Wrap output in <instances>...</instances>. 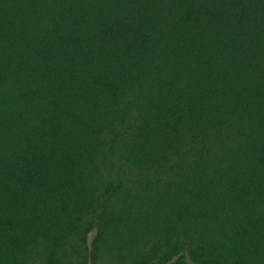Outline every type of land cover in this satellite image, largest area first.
<instances>
[{
	"label": "trees",
	"instance_id": "obj_1",
	"mask_svg": "<svg viewBox=\"0 0 264 264\" xmlns=\"http://www.w3.org/2000/svg\"><path fill=\"white\" fill-rule=\"evenodd\" d=\"M0 264H264V0H0Z\"/></svg>",
	"mask_w": 264,
	"mask_h": 264
},
{
	"label": "rangeland",
	"instance_id": "obj_2",
	"mask_svg": "<svg viewBox=\"0 0 264 264\" xmlns=\"http://www.w3.org/2000/svg\"><path fill=\"white\" fill-rule=\"evenodd\" d=\"M93 236H94V231H91V232L88 234V238H87V242H88V244L91 243Z\"/></svg>",
	"mask_w": 264,
	"mask_h": 264
}]
</instances>
